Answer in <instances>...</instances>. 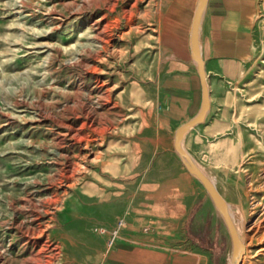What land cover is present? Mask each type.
I'll return each mask as SVG.
<instances>
[{
	"label": "rangeland",
	"instance_id": "1",
	"mask_svg": "<svg viewBox=\"0 0 264 264\" xmlns=\"http://www.w3.org/2000/svg\"><path fill=\"white\" fill-rule=\"evenodd\" d=\"M166 2L0 0V264H104L130 226L230 263L222 217L173 148L201 91L157 37ZM252 2L235 72L180 142L233 215L239 264H264V0Z\"/></svg>",
	"mask_w": 264,
	"mask_h": 264
},
{
	"label": "crops",
	"instance_id": "2",
	"mask_svg": "<svg viewBox=\"0 0 264 264\" xmlns=\"http://www.w3.org/2000/svg\"><path fill=\"white\" fill-rule=\"evenodd\" d=\"M254 6L252 0H206L200 20L198 43L209 100L210 92L221 89L235 72L236 63L245 52L243 35L240 32L241 24L243 20L251 17ZM194 8L195 3L186 0L176 3L167 0L158 17L156 29L164 52L173 55V60L179 65L186 66V72L196 78L199 84L195 63L194 66L191 63L189 48ZM188 213L185 212L187 221ZM194 229L201 231L196 238L213 237L210 227L198 225ZM147 241V237L136 227L130 226L129 229L121 231L115 245L107 250L104 264L218 263L213 260L209 249L198 248L185 239L167 241L162 245H151Z\"/></svg>",
	"mask_w": 264,
	"mask_h": 264
},
{
	"label": "water",
	"instance_id": "3",
	"mask_svg": "<svg viewBox=\"0 0 264 264\" xmlns=\"http://www.w3.org/2000/svg\"><path fill=\"white\" fill-rule=\"evenodd\" d=\"M206 0H197L196 5L193 11L192 20L190 24V32H189V48H190V57L195 63L196 72L199 79L200 85V105L197 113L191 117L189 120L185 121L181 125H179L174 132L173 138V148L175 152L180 157L183 165L187 169V171L193 175L203 186L208 196L210 197L212 203L215 208L219 212L222 220L226 226L230 244H231V255H230V263L229 264H239L240 258L243 254V245L238 238L236 230L232 224V221L228 215L226 205L217 190L214 188L213 184L206 178V176L200 171V169L196 166L190 156L182 150L180 146L182 135L186 130L193 127L196 124H199L203 121V118L208 110L209 102H208V92L205 84L204 78V70H203V62L200 57L199 52V43H198V30L200 24V18L203 12V8L205 6Z\"/></svg>",
	"mask_w": 264,
	"mask_h": 264
},
{
	"label": "bare ground",
	"instance_id": "4",
	"mask_svg": "<svg viewBox=\"0 0 264 264\" xmlns=\"http://www.w3.org/2000/svg\"><path fill=\"white\" fill-rule=\"evenodd\" d=\"M202 16V15H201ZM200 20H201V18H200ZM199 27H200V24H199ZM199 31V30H198ZM200 52V51H199ZM201 57V56H200ZM205 77V76H204ZM205 84H206V82H205ZM206 88H207V92H208V87H207V84H206ZM208 102H209V99H208ZM209 107V106H208ZM180 146H181V148H182V150H184V148H183V146H182V144L180 143ZM184 152H186L185 150H184ZM187 153V152H186ZM196 164V163H195ZM196 166H197V164H196ZM198 167V166H197ZM199 168V167H198ZM200 169V168H199ZM200 171L206 176V178H208V180H210V182L213 184V182H212V180L200 169ZM213 186H214V188H215V185L213 184ZM219 194V193H218ZM220 195V194H219ZM220 197H221V195H220ZM222 198V197H221ZM222 200L224 201V199L222 198ZM224 203H225V201H224ZM225 205H226V209H227V212H228V215H229V217H230V219H231V221L233 220V215H232V213L230 212V210H229V208L227 207V204L225 203ZM232 224H233V226H234V223H233V221H232ZM234 228H235V226H234ZM235 230H236V233H237V235H238V238L240 239V242L242 243V245H243V248H244V244H243V242H242V239L240 238V235H239V231L235 228ZM243 252H244V250H243ZM244 256H243V254H242V256H241V258H240V261L242 260V258H243Z\"/></svg>",
	"mask_w": 264,
	"mask_h": 264
}]
</instances>
